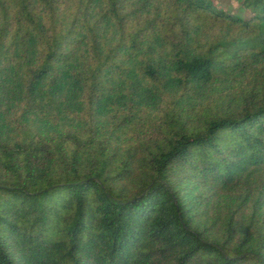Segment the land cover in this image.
<instances>
[{
    "label": "trees",
    "instance_id": "trees-1",
    "mask_svg": "<svg viewBox=\"0 0 264 264\" xmlns=\"http://www.w3.org/2000/svg\"><path fill=\"white\" fill-rule=\"evenodd\" d=\"M0 264H264V0H0Z\"/></svg>",
    "mask_w": 264,
    "mask_h": 264
},
{
    "label": "rangeland",
    "instance_id": "rangeland-1",
    "mask_svg": "<svg viewBox=\"0 0 264 264\" xmlns=\"http://www.w3.org/2000/svg\"><path fill=\"white\" fill-rule=\"evenodd\" d=\"M228 7H231V6L228 4ZM236 12L242 17H245L247 15L246 12H244V10H240V11L236 10Z\"/></svg>",
    "mask_w": 264,
    "mask_h": 264
}]
</instances>
